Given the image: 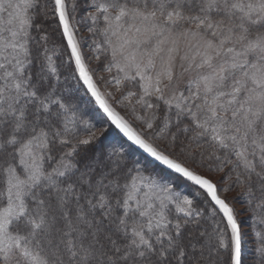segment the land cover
<instances>
[{
  "label": "snow or ice",
  "instance_id": "obj_1",
  "mask_svg": "<svg viewBox=\"0 0 264 264\" xmlns=\"http://www.w3.org/2000/svg\"><path fill=\"white\" fill-rule=\"evenodd\" d=\"M0 264H264V0H0Z\"/></svg>",
  "mask_w": 264,
  "mask_h": 264
}]
</instances>
